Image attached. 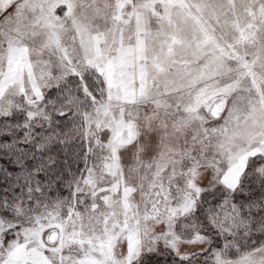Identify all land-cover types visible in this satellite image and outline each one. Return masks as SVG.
Instances as JSON below:
<instances>
[{
    "label": "snow or ice",
    "instance_id": "6c2138e0",
    "mask_svg": "<svg viewBox=\"0 0 264 264\" xmlns=\"http://www.w3.org/2000/svg\"><path fill=\"white\" fill-rule=\"evenodd\" d=\"M0 264H264V0H0Z\"/></svg>",
    "mask_w": 264,
    "mask_h": 264
}]
</instances>
